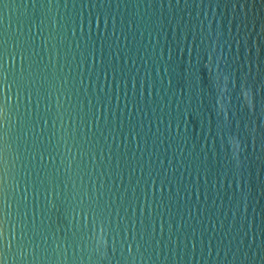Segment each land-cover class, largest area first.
<instances>
[{
	"label": "water",
	"instance_id": "obj_1",
	"mask_svg": "<svg viewBox=\"0 0 264 264\" xmlns=\"http://www.w3.org/2000/svg\"><path fill=\"white\" fill-rule=\"evenodd\" d=\"M0 264H264V0H0Z\"/></svg>",
	"mask_w": 264,
	"mask_h": 264
}]
</instances>
